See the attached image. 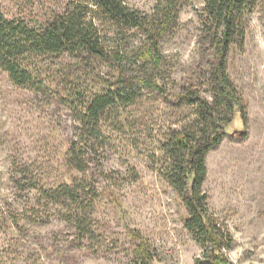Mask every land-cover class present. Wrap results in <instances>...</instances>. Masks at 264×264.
Wrapping results in <instances>:
<instances>
[{"label":"rangeland","instance_id":"rangeland-1","mask_svg":"<svg viewBox=\"0 0 264 264\" xmlns=\"http://www.w3.org/2000/svg\"><path fill=\"white\" fill-rule=\"evenodd\" d=\"M65 1L0 0V7L5 18L36 28ZM123 1L144 14L158 2ZM202 7L203 0H183L174 33L161 43V85L170 103L144 92L138 103L117 109V125L107 121L102 128L103 152L91 158L85 175L73 173L99 190L92 242L76 241L66 211L46 208L37 194L69 177L63 155L76 124L57 94L72 83L90 90L95 75L108 70L99 66L89 75L62 56L41 69L44 89L33 93L0 71V264H134L130 232L149 243L152 264H198L202 249L183 229L185 210L158 171L165 132L192 121L175 96L188 87L211 101L207 73L214 54L200 31ZM254 8L242 49L231 48L223 59L245 120L236 116L203 162L205 202L232 237L231 248L221 252L229 264H264V0Z\"/></svg>","mask_w":264,"mask_h":264},{"label":"trees","instance_id":"trees-1","mask_svg":"<svg viewBox=\"0 0 264 264\" xmlns=\"http://www.w3.org/2000/svg\"><path fill=\"white\" fill-rule=\"evenodd\" d=\"M256 4L257 0H203L200 31L210 39L214 54L207 73L211 101L182 87L174 101L190 111L192 121L166 131L159 142L164 162L158 175L185 210L183 229L202 249L198 264H229L221 252L231 248L232 237L205 202L203 162L226 136L235 117L241 124L245 120L240 100L225 76L223 59L231 48L242 49L247 19ZM182 7L183 0H158L152 13L144 14L123 0H66L36 28L21 19L5 18L0 7V71L14 86L41 92V69L62 56L89 75L99 66L108 70L103 77L95 75L96 85L90 90L72 83L57 94L76 124L63 155L69 177L39 188L37 194L46 208L66 211L65 221L79 243L95 238L93 202L99 190L93 181L73 173L85 175L91 158L103 152L102 128L107 121L117 125V109L138 103L144 92L170 103L161 85L165 61L160 49L162 41L174 33ZM11 181L19 187L17 179L11 177ZM130 240L133 263L152 264L155 255L149 243L138 232H130Z\"/></svg>","mask_w":264,"mask_h":264}]
</instances>
